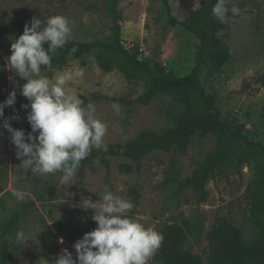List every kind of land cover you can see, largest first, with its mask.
<instances>
[{
	"label": "rangeland",
	"instance_id": "rangeland-1",
	"mask_svg": "<svg viewBox=\"0 0 264 264\" xmlns=\"http://www.w3.org/2000/svg\"><path fill=\"white\" fill-rule=\"evenodd\" d=\"M227 2L232 15L219 34L224 48L206 57L200 80L217 90L223 118L245 125L250 141L264 145V0ZM169 3L172 15L184 21L201 0ZM120 4L123 45L133 55L177 77L192 71L199 41L169 24L161 0ZM17 17L54 40L107 41L112 35L107 0H0V228L11 213L17 215L9 264H154L151 249L165 226L171 239L184 231L182 250L210 264L207 235L221 217L240 228L246 242L254 240L252 192L264 176L261 151L241 146L208 182L204 203L190 188L180 189L215 151L217 135L211 133L193 136L185 153H151L136 173L120 172L129 160L110 158L83 174L73 169L48 175L45 144L75 151L131 142L149 131L163 134L186 106L169 94L148 105L115 102L136 101L148 78L119 64L103 71L100 50L65 63L45 59L18 42ZM135 186L138 200L131 196Z\"/></svg>",
	"mask_w": 264,
	"mask_h": 264
},
{
	"label": "trees",
	"instance_id": "trees-1",
	"mask_svg": "<svg viewBox=\"0 0 264 264\" xmlns=\"http://www.w3.org/2000/svg\"><path fill=\"white\" fill-rule=\"evenodd\" d=\"M108 14L112 19V35L107 41L94 42L60 41L45 35L41 28L27 18L17 17L15 30L18 42L27 50L58 63L82 57L93 50L105 55L97 58L99 67L105 71L113 70L115 64L122 69L141 73L148 78V88L136 101L115 99V102L148 105L158 94L179 96L186 110L175 127L166 133L144 132L136 140L126 143L90 145L80 150H68L48 143L42 147L43 165L48 175L68 173L79 169L84 173L87 166L109 163V159H126L132 164H122L121 173L126 175L139 172L141 163L151 153H185L191 138L198 134L217 135V146L210 155L208 163L197 169L192 177L181 185V190L190 188L198 203L207 200L206 187L217 170L231 161L241 146H247L264 154V145L250 141L245 125L233 126L225 120L219 107L217 90L200 80V69L206 57L220 52L224 45L219 34L227 29L226 20L232 15L227 0H201V5L184 21L172 15L169 0H161L169 15L171 26H181L199 41L197 64L185 76L166 74V67L160 63L154 66L144 59H138L124 45L122 30L124 20L120 0H107ZM48 59V60H49ZM264 87V80L262 82ZM139 187H133L131 196L138 200ZM251 214L256 225L254 240L246 242L243 231L232 225L226 218H218L207 237L210 241V264H260L264 262V176L255 181L252 192ZM17 215L11 213L0 228V264H9V233ZM184 231L170 238L168 228L162 227L156 235V243L151 249L154 264H202L200 256L183 251Z\"/></svg>",
	"mask_w": 264,
	"mask_h": 264
},
{
	"label": "built area",
	"instance_id": "built-area-1",
	"mask_svg": "<svg viewBox=\"0 0 264 264\" xmlns=\"http://www.w3.org/2000/svg\"><path fill=\"white\" fill-rule=\"evenodd\" d=\"M145 58V60H146V57H144Z\"/></svg>",
	"mask_w": 264,
	"mask_h": 264
}]
</instances>
